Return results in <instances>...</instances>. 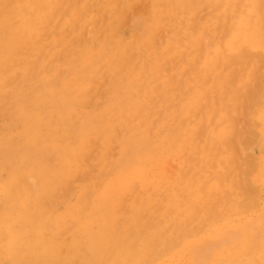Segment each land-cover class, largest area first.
I'll return each mask as SVG.
<instances>
[{
    "label": "bare ground",
    "instance_id": "bare-ground-1",
    "mask_svg": "<svg viewBox=\"0 0 264 264\" xmlns=\"http://www.w3.org/2000/svg\"><path fill=\"white\" fill-rule=\"evenodd\" d=\"M66 1H69V0H6L4 3L0 2V114H3L4 111L8 112L9 115H11V119H12V120H10V122L8 121L9 123L6 124L7 125V133H5L4 135H2L0 137V141L6 140V141H9V143L10 142L12 143V141H16L17 139H19L18 142L21 141V143L24 145V151L23 152L21 151L22 152V160L24 162L23 163L25 166L24 168H25V171L27 173V176L23 173L22 178L20 175H13L11 177L9 183L5 182L3 184H0V191L2 190L4 192V191H7V189H11L13 187L15 188L16 184H20L22 182L26 189H29L30 187L36 188V186L39 184V187H37V189L39 188L41 191L47 192L50 194L53 192V194H54L55 192L57 193L58 190L60 192V190L64 191V190L72 189L70 187L72 185H74V183L76 181H80V183L76 185V187L79 191H89L90 192L91 190H93L95 192V191H100V190H102V191L113 190V192H114V190L118 191V190H132V189L135 191V189L139 188V189L148 190V191H150V195L151 194L153 195V193H151V191H153L154 193L155 192L161 193L162 191H164L165 188L168 187V184H167L168 180H166V174H168V172L165 171V164H166V161H168L167 160L168 152L170 151L171 154H174V153H176V154L177 153L178 154L183 153L184 154L183 149H187L189 151L190 155L195 154L194 160L197 161L196 164L193 160L192 161L194 162V165H196L197 167L200 168L198 170H196V169L194 170L193 168L189 169L190 166L189 167L187 166L188 170L186 169L187 171H186V173L185 172L184 173L186 174L187 178H188V176L192 177V181L190 183H186L184 185L185 186L184 189L188 190L189 192H195V190H194V182H195L194 178L196 177L197 179H199V178L206 179L203 176L204 172H205L204 170H206V173H207V171L210 170V171H212L211 172L212 174L210 177H207V175L205 173V177L208 178V179H206V181H207L206 184H208L209 188H207L206 186L205 187L207 188V190H217V191L222 190L223 181L225 182L226 180H228V178H229L228 176L231 175V173H230L228 176H226L229 173L227 165H229V163L231 164V162H233L232 153H230L228 147L230 148V150H232L231 147L233 148V147H235V145L238 146V148H239V145H237L238 143L236 144V141L240 142V139L238 141V138L236 139L235 137L241 138V136L244 135L243 134L244 130L242 131V129H244V128H240L241 130L239 128L236 129V131L239 130L240 133L238 131L236 132L234 129L235 133H237V134L239 133L240 135L241 134L242 135L241 136H235L236 134L234 133L235 135L233 134L234 137L232 138V143L234 142L235 144H234V146H232V145L230 146L231 142L229 141L230 143L227 144L228 150L226 149V151H225V152H229V155L222 154V151H223V150L221 151V148L223 147L222 142L225 139L229 140V135H231L230 129L232 126L229 125V120L226 119L223 116V114H221V112H219V111L221 109L223 111H225L224 110L226 108L225 106L229 107V102L230 103L234 102V105H238L240 103V101H242L241 104H243L245 106H247V105L249 106L250 103H247V102L248 101L252 102L255 99V96H256L255 90L256 89H253V90L248 89L247 86H250V85H245L246 81L245 80L241 81L242 77L240 78L241 82H237L236 79L239 75L243 76L242 75V73L244 72L243 66H249V67L255 66L254 65V64H256L255 62L256 61L259 62V59H260L259 53L261 51H264V32L262 31V26L264 25V20L259 17L261 15L264 16V0H249V2H247V0H244V3L246 2V4H249V6H250L249 7L250 13L251 12L254 13V18H252V19L248 16L249 13L246 10H244L243 4L239 5L240 3H242L241 2L242 0H202L204 3L209 4V7H210L209 8V14L207 16H197V13L195 12L196 7L193 9L191 8L192 10L190 12H191V17H192V22L189 24V26L185 29L184 32L175 31L174 37L170 40L165 37L166 35L164 36V31L167 30L166 29L167 25L161 24L163 22L162 19L164 18L165 14H167V13H165V11L163 9H158L155 12V15L157 18L156 20H158L157 24L158 25L161 24L163 29L161 28V30L157 31L155 26H151L149 31H148V36L146 38L142 39L141 41H139V40L136 41L135 35L133 36L132 40H134L136 43L129 44L130 42L126 43L123 41H119V42L115 41V47L117 48V50L113 47V49H114L113 52H111L109 54H108V47H103L107 41V39H103V38H104V35L106 34V32L109 28H108L106 22L102 21L100 15H99L100 13H96V15L87 19V21L90 22V25L95 26L96 31H98L96 34H99V32H101L100 35L95 37L96 46L94 45L95 47H88L84 44V45H82V47H79L76 49V53H72L71 51L68 52V49H71L72 46L74 45V41H78V39L84 40L83 37H84L85 31L78 29V27L76 25L77 20L78 19H86V15L92 14V11L94 9H96V7H95V4L92 3V1L91 2L88 1L87 6L82 7L81 10L75 11L73 13V15L71 17H69L70 15L69 16L65 15L64 14L65 12L62 13L63 9L65 8V7H63V5L66 4L65 3ZM104 1H106V0H104ZM172 1L173 0H155V4L156 3L157 4H169L170 2L172 3ZM182 1L183 0H180V3H182ZM16 2L20 3L19 7L14 6V4ZM185 2H187V0H185L183 3H185ZM115 3H116L115 7L117 6L118 8H121L120 2H115ZM152 6H153V4H152ZM183 12H185V11H183ZM62 14H64V15H62ZM104 15H105V13H104ZM125 20H126V18H125ZM127 22H129V19ZM130 22H132V21H130ZM125 23L126 22H124V24ZM203 33H206L207 35H205ZM204 38L208 39L209 41L207 40V42H206V40ZM139 42L141 44H139ZM101 45H102V47H101ZM185 47H188L189 50L195 49V50L209 51L210 52L209 56L202 57L204 64L206 66L211 67L208 69L207 73L210 75V78L212 81V85H211L212 96H214V98H213L214 100L212 99L210 101L211 106L214 107L213 111L211 110V112H208L207 115H203L206 113L203 110V107H205V105H203V104L207 102V101L206 102L203 101L204 100V98L202 97L203 95H200V96L197 95L195 97L194 103L188 104L186 106L184 105L185 109H183L181 111H178V110L176 111L175 108H176L177 104H175L176 103L175 101H176L177 97H175V96L173 97L171 94H168V95L166 94L167 87H170L173 84V79H170L171 81H167L165 79L166 72L167 71L170 72L174 68H180L179 64H182V62H185L184 61L185 60V58H184ZM200 51L197 53H200ZM189 52H191V50ZM77 54L79 56H77ZM171 56H172V63H174L173 66H170V64H169V57H171ZM59 59L64 60V63L62 65L57 64ZM194 60H197V59L195 58ZM76 63L79 64L80 66H82V68H83L82 72H83L84 76L79 81L76 88L74 89V91H76V95L71 96L72 99H70L69 97L67 98L68 100L73 101V103L70 104V103L65 101V98H63V99H61V101L59 100V102H54L53 105L51 103L52 106H51V108H49V106H48L49 103L46 102V98L49 97V98L54 99L55 95L57 93L52 89V87H53L52 86L53 85V79L52 78H54V75H61L62 70L65 67L75 66ZM51 66H53V67L50 68ZM104 66H107V68H108L107 73H111V75L108 77L106 76L107 74H104V73L101 74L100 76L98 75V72ZM194 66H196V65H194ZM241 67L243 69H241ZM52 70H54V72H52ZM248 71H249V69H248ZM252 71L255 74L254 68ZM248 74H250V73H248ZM61 78H64V77H61ZM246 78H247V76L245 77V79ZM256 79H257V77H256ZM93 84H97V86H98L95 89L96 91L87 92ZM62 86H63V84H62ZM74 91H73V93H74ZM77 93H78V95H77ZM102 95L103 96L105 95L106 98L104 99V101L102 102V105L100 106L101 109L97 112H95L96 110L95 111L87 110V108L90 105H93L92 104L93 102H95L99 99L102 100V98H101ZM56 97H57V95H56ZM258 97H260V96H258ZM177 102H179V101H177ZM226 103L228 105H226ZM97 104H99V103L97 102ZM182 104H181V106H182ZM206 106H208V102H207ZM166 107H167V109H166ZM230 107H231V105H230ZM236 107H238V106H236ZM263 108H264V106H263ZM169 109H172V111L170 114H167L166 111H168ZM228 109H227V111H228ZM206 110L207 109L205 108V111ZM238 110H240V109H238ZM207 111H209V110H207ZM229 111H231V110H229ZM242 111H241V113H242ZM252 111H255V110H252ZM255 113H256V111H255ZM238 116H240V115H238ZM241 116H242V114H241ZM236 119L237 118L235 117V120ZM237 120H239V122H241L242 119H237ZM215 121H219L217 124L219 126L218 128L221 127L219 130H217L218 129L217 125L214 126ZM66 122H67V124H66ZM241 123H239V124H241ZM247 123H249V122H246V124ZM72 125L79 127V131L77 133L76 141H73V140L69 141L68 139H64L62 141L67 140V142L64 145H61L63 147L60 149L61 146H60V142H59L60 140L59 139L64 137L65 135H67L69 133V131H71L70 129H71ZM236 126L238 127V125H236ZM249 126H250V124H249ZM72 131H71V133L74 132V131L73 132ZM247 131H249V130L247 129ZM251 131H252V129H251ZM245 132H246V130H245ZM249 134H250V132H249ZM252 135H254V134H252ZM244 139L246 140V139H250V138L249 137L247 138V136H245ZM241 142H242V140H241ZM226 143H228V141H226ZM242 143L244 144V141ZM0 144H2V143H0ZM7 146H8V144H7ZM240 146H242V145H240ZM247 146H249V144ZM243 147H246V146H243ZM15 150H16V148H15ZM19 150H20V147H19ZM236 150L237 149L235 147V153L238 152ZM238 153L240 154V152H238ZM51 154L52 155H54V154L59 155L53 163H51L49 161L48 155H51ZM236 154H235V157H237ZM5 155H7V154H5ZM246 155H247V151H246ZM241 156H243V155H241ZM182 157H183V155H182ZM0 158H1V156H0ZM18 158H20V157H18ZM257 158H258V156H257ZM51 159H52V156L50 157V160ZM236 159H237V161H236ZM242 159H244V158H242ZM189 160H191V159H189ZM170 161H171V157H170ZM170 161L168 163H170ZM6 162H7V160L5 161V163ZM185 162L187 163L186 159H185ZM193 162H191V163H193ZM235 162L236 163L239 162L238 158H235ZM191 163H190V165H191ZM240 163H241V161H240ZM257 164H258V162H257ZM186 165H188V164H186ZM240 165H239V163L236 164V166H238V167H240ZM168 166H169V164H168ZM175 166L171 165V167L176 170L177 166L176 167ZM178 166H180V164ZM18 167H21V166L19 165ZM207 167H210V168H207ZM219 167H220V169H219ZM236 168L237 167H235L233 169H235V171H236ZM242 168L243 167L241 166L240 169H242ZM230 169H231V167H230ZM233 169H231V171H234ZM244 170H247V169H244ZM241 171H243V170H240L239 172L241 173ZM172 173H170V174H172ZM262 173H263V171H262ZM18 174H19V171H18ZM241 174H239V177H241L240 183L242 182L243 184H245L243 182V180L248 178L247 177L248 175L245 177L244 172H243L244 175H241ZM233 175H234V173H233ZM235 175H237V174H235ZM256 175L257 174H255L254 177ZM176 177H178V175ZM243 177H245V178L243 179ZM232 178L234 179V177H232ZM177 179H179V178H177ZM236 179H237V176H236ZM37 180L39 183H36ZM174 180H176V179L174 178ZM178 181L179 180H177V185H180L181 184L180 182L183 183L184 180L183 181L180 180L179 181L180 184H178ZM228 181L226 183H228ZM231 181H232V179H231ZM235 181H237V180H235ZM169 182H170V180L168 181V183ZM202 182H204V181L202 180ZM232 182H234V181H232ZM255 182H257V181H255ZM174 183L176 184V182H174ZM240 183H239V185H240ZM195 184H197V183H195ZM175 187H176V185H175ZM202 188H201V192H202ZM232 189L233 188H231V190ZM241 189H243V188H241ZM241 189L239 187V190H241ZM197 190H198V188H197ZM234 190L235 189H233V191ZM252 190H253V188H252ZM134 191H132V192H134ZM19 192H20V190H19ZM89 192H88V194H90ZM184 192L185 191H183V194H184ZM138 193H141V192H138ZM143 193H144V191H143ZM207 193H208L207 195H209L210 191H207ZM217 193L220 194L219 191ZM225 193L227 194L228 191ZM15 194H16V192H15ZM15 194H14V196H15ZM65 194H63L62 196H64ZM173 194H175V193H173ZM232 194H233V192L231 193V195ZM236 194H238V193H236ZM126 195H127V193H126ZM188 195L189 194H187V196ZM203 195H204V192H203ZM228 195L230 196L229 193H228ZM54 196L55 195H53V197ZM62 196H61V198H62ZM105 196H106V194H105ZM118 196H117V198H119ZM240 196H242V195H240ZM42 197H40V198H42ZM64 197H66V196H64ZM101 197H102V195H101ZM115 197H116V195H115ZM183 197H185V196H183ZM44 198H46V197H44ZM57 198H59V197H57ZM206 198L203 199L204 202H206ZM228 198L230 199V197H228ZM243 198H245V197L243 196ZM164 199H165V197H164ZM167 199H168V197H167ZM186 199H187V197H186ZM208 199L210 201H212L211 196ZM222 199L225 200V197L223 198V196H222V198H220V200H222ZM156 200H157V198H156ZM182 200H184V199H182ZM182 200H180V201L182 202ZM220 200H218V203H220L219 202ZM247 200L248 199H246V201ZM162 201H164V200H162ZM46 202H47V200L45 201V203ZM60 202L62 203V200ZM222 202L223 201H221V204H224ZM232 202H233V200H232ZM48 203L49 202H47V204ZM114 203H115V201H114ZM185 203H188V202H185ZM189 203H190V207H195V206H191L192 205L191 202H189ZM218 203H217V205H218ZM226 203H228V200ZM229 203H228V205H229ZM234 203L235 202H233V204ZM50 204H52V203H50ZM166 204H167V202H166ZM210 204L216 206V204H214V203H210ZM43 205H44V203H43ZM105 205H106V202H105ZM151 205L153 206L152 203H151ZM158 205H157V207H158ZM180 205H182V204L180 203L179 207H180ZM205 205H208V204L204 203L203 206H205ZM225 205L226 204H224L223 206H225ZM39 206H40V204H39ZM240 206H238V207H240ZM143 207H144V204H143ZM157 207H155V209ZM241 207H243V206H241ZM2 208H4V207L2 206ZM25 208H23V209H25ZM85 208H83V209H85ZM165 208H167V207H165ZM209 208H210L209 211L208 210L207 211L210 213V214L209 213L208 214L211 216H209V218L206 217V219H211V218H213L212 216H214L215 211L212 212L211 209L213 210V209H215V207L211 208V205H210ZM221 208H222V206H221ZM230 208H231V206H230ZM243 208H246V207H243ZM99 209H102V207ZM170 209H171V207H170ZM197 209L196 210L193 209V210L196 212ZM227 209L229 210V208H227ZM227 209H226V211H227L226 213H228ZM256 209H258V208L256 207ZM172 210H174V209L169 210L171 212V214L173 213ZM232 210H233V208H232ZM14 211H15V209H14ZM182 211H183V208H182ZM184 211L186 212V210H184ZM194 211H193L192 215L194 214ZM239 211L241 212V209ZM260 211H262V210H260ZM27 212H25V214ZM80 212L81 211H79V213ZM103 212H104V210H103ZM179 212H178L179 215L177 214L178 216H180V213H181V212L180 213ZM229 212H231V211L229 210ZM243 212H247V211H243ZM30 213H32V212H30ZM43 213H45V212H43ZM98 213L100 214V211H98ZM211 213H213V214H211ZM221 213L222 212L217 213V214L220 215ZM261 213L262 212H260V214ZM217 214H216V216H217ZM253 214H252V216H253ZM167 215H170V213H167ZM195 215L193 216L194 219H196ZM223 215H224V213L222 214V216ZM225 215H227V214H225ZM170 216H172V215H170ZM170 216H169V218H170ZM198 216H200L199 212H198ZM202 216H204V215H202ZM216 216L214 218L219 217V216L218 217H216ZM222 216H221V219H222ZM30 217H31V214H30ZM113 217H115V216H113ZM138 217L139 216L137 215V218ZM187 217L190 220V217L189 216H187ZM36 218H37V216H36ZM106 218H107V216H106ZM149 218H151V217H149ZM173 218L177 219V217H173ZM184 218H185V216H184ZM201 218L202 217H200V220H201ZM214 218L212 220H215ZM86 219H88V218H86ZM110 219H112V218L110 217ZM141 219H142V217H141ZM140 220H138V221H140ZM148 220H146V221H148ZM153 220H154V218H153ZM202 220H201V222L203 223L204 221H202ZM107 221H105V222L108 223L109 221L108 222ZM110 221H112V220H110ZM166 221H167V219H166ZM183 221H185V219ZM193 221H191V222H193ZM117 222H119V221H117ZM149 222H151V221H149ZM172 222H173V220H172ZM175 222H176V220H175ZM177 222H179V221H177ZM73 223H75V221H73ZM88 223H90V222H88ZM219 223H221V222H219ZM232 223H234V222H232ZM232 223H230V224H232ZM136 224H137V222H136ZM141 224L142 223H140V225ZM159 224H161V223H159ZM203 224H202V227H204ZM24 225H23V227H24ZM105 225H107V224H105ZM112 225H110L111 228L114 226V225L113 226ZM150 225L148 227H150ZM173 225H174V223H173ZM177 225H176V227H177ZM187 225L189 226V224H187ZM96 226H97V224H96ZM145 226H143V229ZM167 226H165V227H167ZM233 226H235V225H233ZM233 226H232L231 230L233 229ZM248 226H250V225H248ZM262 226H263V224H262ZM110 227H109V229H110ZM131 227H133L132 224H131ZM131 227L129 229H131ZM259 227H261V226H259ZM85 228H87V227H85ZM183 228H184V226H183ZM250 228H252V227L250 226L249 229ZM109 229H107V231ZM148 229H150V228H148ZM177 229L173 230V228H172L171 230L175 231ZM101 230H102V228L100 229V231ZM162 230H163V228H162ZM182 230L185 233V231H184L185 228ZM236 230L238 233V238L234 236V234H233L234 232L232 233V231L229 232V238H226L227 240L231 239V240H229L231 242H232V240L238 239L237 241H233V242H237V245L233 248V250L225 249L226 251H223L224 249H220V248L218 249V251H217V249L213 250V247L216 246L219 241L218 242L215 241V243L217 242L215 244V243H213L214 241L210 240L211 242L210 241H208V242L212 243L213 247L210 246V243H208L209 245L208 244L204 245L205 247L201 246L204 248V250H202V251H204V253L207 252L206 255L208 254V256H206V257L211 258L210 255L216 253V254L222 255V256L226 255V257H229L228 258L229 261L234 260V262H236V260L244 257L245 256L244 254H247V253L254 254V255L260 254V255L264 256V239L260 238V235H258V234H260L259 232H258L257 236H253L254 238H249V237H247L248 236L247 231H246L245 227L243 226V224H239L237 226ZM109 231H111V230H109ZM113 231H115V230H113ZM188 231L190 232L191 230H188ZM262 231H264V230H262ZM178 232L180 233L181 230ZM197 232H196V234H197ZM215 232H217V231H215ZM131 233H132V231H131ZM220 233H222V231H220ZM256 233H257V231H256ZM47 234H49V233H47ZM97 234H99V233H97ZM97 234H96V236H97ZM114 234H115V232H114ZM119 234H120V232H119ZM186 234L188 235V232ZM91 235H92V233H91ZM101 235H103V234L101 233ZM155 235H156V233H155ZM178 235H181V234H178ZM149 236L150 235H148V237ZM171 236H172V234H171ZM188 236H186V237H188ZM196 236H198V235H196ZM53 237L55 238V236H53ZM82 237H81V239H82ZM155 237H154V239H155ZM179 237L176 236V238H179ZM181 237H182V235H181ZM204 237H205V234H204ZM44 238H45V236H44ZM149 238H151V237H149ZM258 238H260V239H258ZM57 239H59V238L57 237ZM170 239H172V238H170ZM210 239H212V238H210ZM221 239H223V237ZM226 239L224 238V242L228 243L229 241H226ZM4 240H6V239H4ZM89 240L90 239H88V242H89ZM172 240L174 242V239H172ZM207 240H206V242H207ZM216 240H218V239H216ZM77 241L78 240H76V242ZM99 241H101V240H99ZM186 241H187V239H186ZM101 242H103V241H101ZM198 242H201V241L198 240L197 244H199ZM221 242H220V244H222ZM97 243H99V242H97ZM155 243L157 246L158 242H155ZM179 243H181V240ZM103 244H104V242H103ZM164 244H165V242H164ZM93 245H95V244H92V246ZM98 245H100V244H98ZM101 245H102V243H101ZM129 245H131V244H129ZM161 245H163V243ZM110 246H111V244H110ZM166 246L169 247L168 243ZM176 246H174V247H176ZM198 246L200 247V245H198ZM207 246L212 247V248L211 249L209 248L210 249L209 250ZM115 247H116V245H115ZM115 247H113V249ZM194 247H195V249L197 248V246H194ZM88 248L90 250L91 247H88ZM161 248H162V246H161ZM161 248L159 250H161ZM63 249H65V248H63ZM107 249H108V247H107ZM205 249H206V251H205ZM207 249H208V251H207ZM81 250H82V248H81ZM100 250H102V249H100ZM166 250H165V252H166ZM187 250H188V248H187ZM61 251L62 252L60 254H62L64 250H61ZM168 251H170V250H168ZM181 251H178V252H181ZM195 251H197V250H195ZM87 252H88V250H87ZM92 252H91V255L93 254ZM96 253H94V254L96 255ZM162 253H164V249H163ZM183 253H182V255H183ZM46 254H47V252H46ZM56 254H57V252H56ZM85 254H86V252H85ZM158 254H159V252H158ZM200 254H203V252H201ZM203 255L205 256V254H203ZM203 255H200V257L202 258ZM26 256H27V253H26ZM149 256H150V254H149ZM203 258H205V257H203ZM255 258L257 259L256 256H255ZM205 259H206V261H209V260H207L209 258H205ZM192 260H190V261H192ZM194 260H196V259H194ZM201 260H203V259H201ZM214 260H216V259H214ZM244 260L246 261V259H244ZM164 262H166V261H163V264H164ZM217 262H218V258H217ZM251 262H249V263H251ZM206 263L208 264V262H206ZM143 264H145V261ZM153 264H155V263H153ZM236 264H245V263L239 262Z\"/></svg>",
    "mask_w": 264,
    "mask_h": 264
},
{
    "label": "rangeland",
    "instance_id": "rangeland-1",
    "mask_svg": "<svg viewBox=\"0 0 264 264\" xmlns=\"http://www.w3.org/2000/svg\"><path fill=\"white\" fill-rule=\"evenodd\" d=\"M5 1L6 0H0V2H3V3ZM88 1H90V2L92 1V3L95 4L96 9H94L92 11V14H87L86 19H78L76 22L78 29L85 31V34L83 37L84 40L78 39V41H74V45L72 46L71 49H68V52L71 51L72 53H76V49L79 47H82V45H84V44L88 47H95L96 46L95 37L100 35L101 32H99V34H96L98 31H96L95 26L90 25V22L87 21L88 18L96 15V13H100L99 15H100L102 21L106 22V24L109 28L107 30L106 34L104 35V38H103V39H107L106 44L103 47H108V54H109V53L113 52V50H114L113 47L117 50V48L115 47V41H118V42L123 41L126 43L130 42L129 44L136 43L134 40H132L134 35H135L136 41L137 40L141 41L142 39H144L148 36V31H149L151 26H155L157 31H159V30H161V28L163 29L161 24L167 25V28H166L167 30L164 31V36L166 35L165 37L170 40L174 37L175 31L184 32L185 29L192 22V17H191L190 11L193 8L196 7L195 12L197 13V16H207L209 14V8H210L209 4L204 3L202 0H187V2H185V3H183L185 0H183L182 3H180V0H173L172 3L170 2L169 4H157V3L155 4V0H113V1L112 0H106V1H104V0H69V1L65 2L66 3L65 5H63V7H65V8L63 9L62 13L65 12L64 13L65 15H67V16L70 15L69 17H71L75 11L81 10L82 7L87 6ZM115 2H120L121 8H118L117 6L115 7V4H116ZM241 2L242 3H240L239 5L243 4L244 10H246L249 13L248 16L251 19L254 18V13H252V12L250 13L249 4H246V2L244 3V0H242ZM247 2H249V0H247ZM151 3L153 4V6ZM14 6L19 7L20 3L16 2L14 4ZM158 9H163L165 11V13H167V14H165L164 18L162 19L163 22L160 25L157 24L158 20H156L157 18L155 15L156 10H158ZM183 11H185V12H183ZM104 13H105V15H104ZM64 14H62V15H64ZM259 17L264 20V16L261 15ZM125 18H126V20H125ZM128 19H129V22H127ZM130 21H132V22H130ZM124 22H126V23L124 24ZM262 31L264 32V25L262 26ZM203 34L207 35L206 33H203ZM205 40L207 42L208 39H205ZM139 44H141V43L139 42ZM102 45H101V47H102ZM190 50H191V52H189ZM190 50L188 49V47H185V50H184V58H185L184 61L185 62H182V64H179L180 68H174L170 72L169 71L166 72L165 79L167 81H171L170 79H173V84H172V86L167 87L166 94L167 95L171 94L173 97L174 96L177 97L176 101H175L176 102L175 104H177L176 108H175L176 111L177 110L181 111V110L185 109L184 107L186 105L194 103L195 97L197 95H199V96L203 95L202 96L204 98L203 101L208 102V106H206L207 102L203 104V105H205V107H203V110H204V112H206L203 115H207L208 112H211V110L213 111L214 107L211 106L210 101L214 98V96H212V88H211L212 81H211L210 75L207 73L208 69L211 67L206 66L204 64L202 57L209 56L210 52L209 51H200V50H195V49H193V50L190 49ZM199 51H200V53H197ZM77 56H79V55L77 54ZM259 57H260L259 62L256 61L255 62L256 64H254L255 66H252V67L251 66L250 67L249 66H243V68H244V72H243L244 74L242 73L243 76L239 75L238 76L239 78L237 77V79H236L237 82H241V81L245 80L246 81L245 85H250V86H247L248 89H252V90L256 89L255 90L256 91L255 99L252 102H250V101L247 102V103H250L249 106L248 105L245 106V105L241 104L242 101H240V103L238 105H234V102H231V103L229 102V107L225 106L226 107L224 109L225 111H223L222 109L219 111V112H221V114H223V116L226 119L229 120V125L232 126L231 127L232 130L229 128L231 131L230 132L231 135H229V140L225 139L222 142L223 147L221 146L222 147L221 151L222 150L224 151V152L222 151V154L229 155V152H225L227 149V144H229L231 142L230 146L231 145L234 146L235 143L234 142L232 143V138L234 137V135L235 134H236L235 136H241L242 135V134L241 135L239 134L240 133L239 130H237L239 132L238 133L239 135L237 133H235L236 129L237 128H239V129L244 128V129H242V131L244 130L243 131L244 135H242L241 138L235 137L236 139L238 138V141L240 139V142H237L235 140L236 144L238 143L237 145H239V148H238V146L235 145V147L237 149L236 151L240 152V154L238 152H236L238 155L235 153V147H233V148L231 147V149L233 151L230 150V148L228 147L230 153H232L233 162H231L232 165L230 163H229V165H227L229 173L226 176H228L230 173H231V175L228 176L229 181L228 180H226L225 182L223 181L222 184L224 187L222 186V190H218L220 192V194L217 193L218 192L217 190H207V188H209V186H208V184H206V182H207L206 179H208L207 177H210L212 174L211 173L212 171H210V170L207 171V173H206V170H204L205 172H204L203 176L206 179H203V178L197 179L196 177H195L196 179L194 178V181H195L194 182V190L196 193L195 192H189L188 190L184 189V187H185L184 185L186 183H190L192 181V177L188 176V178H187V176L185 174L186 171L188 170V167L190 166L189 169L193 168L194 170L200 169L199 167L194 165V162H195V164L197 162L196 160H194L195 154L190 155L189 151L187 149H183L185 155L183 153L171 154L170 151L168 152V154H167V160L168 161H166V164H165V171L168 172V174H166V180H168V181L170 180V182H169L170 184L167 181V184H168L167 188L168 189L165 188L164 191H162V192L160 191L161 193L155 192L156 193L155 194L153 191H151V193H153V195L152 194L150 195V191L144 190V189H139V188H138L139 190L135 189V191L133 189L132 190H118V191L114 190V192H113V190H105V191L100 190V191H95V192L93 190H91L90 192L89 191H79L77 189L76 185L79 184L80 181H76L74 183L75 186L72 185L70 187L72 189L64 190V191L60 190V192L58 190L57 193L55 192L53 194V192H52L50 194V193L41 191L39 188L37 189V187H39V184L37 186L35 185L36 188L30 187L29 189H26L24 187L23 183L21 182L20 184H16L15 188L13 187L14 189L13 188L7 189V191H4V192L2 190L0 191V199H1L0 200V209H1L0 210V264H143L144 261H145V264H153V263L163 264V261H166V262H164V264H167V263L168 264H170V263L171 264H173V263L174 264H202V263L207 264L206 262H208V264H212L213 262H214L213 264H220V263L222 264L223 262H224L223 264H234V263L236 264L239 262H242L245 264H262V263L264 264V256H262L260 254L254 255V254L247 253V254H244L245 255L244 257H242V258L236 260V262H234V260L229 261V259H228L229 257H226V255L222 256V255H218L216 253L210 255L211 258L206 257V256H208V254L206 255L207 252L204 253V251H202V250H204V248H203V247H205L204 245L210 243L211 241H214L213 243H215V241H217V242L219 241L218 243L216 242L218 246L216 245L214 247H213L212 243H210V246L213 247V250L217 249V251H218L219 248L224 249L223 251H226L225 249L233 250V248L237 245V242H233V241H237L238 239L232 240V242H231V241H229L231 239L227 240L226 238H229V232H231V231H232V233L234 232L233 233L234 236L238 238V233H237L236 229H237V226L239 224H243V226L245 227V229L247 231V235H248L247 237L254 238L253 236H257V234L259 232L260 234H258V235H260V238L264 239V234H263L264 231H262V230H264V227H263L264 226V180H263L264 179V155H263L264 154V141H263L264 140V127H263L264 126V114H263L264 113V108H263V106H264V73H263L264 72V51H261L259 53ZM195 58L197 60H194ZM63 63H64V60H62V59H59V61L57 62V64H60V65H62ZM169 64H170V66H173V64H174V63H172V56L169 57ZM194 65H196V66H194ZM52 67L53 66H51L50 68H52ZM243 68L241 67V69H243ZM253 68L255 70V74L252 71ZM82 69H83L82 66H80L79 64L76 63L75 66L65 67L62 70L61 75H54V78H52L53 79L52 89L55 92H57L56 93L57 97L55 95L54 99L49 98V97L46 98V102L49 103V105L47 103L46 104L49 106V108H51V106L53 105L54 102H59V100L61 101V99H63V98H65L66 102H68L70 104L73 103V101L68 100L67 98L69 97L70 99H72L71 96L76 95V91H74V89L76 88L79 81L84 76ZM248 69H249V71H248ZM107 71H108L107 66H104L98 72V75L100 76L101 74L104 73V74H107L106 76L108 77L111 75V73H107ZM52 72H54V70H52ZM248 73H250V74H248ZM246 76H247V78L245 79ZM61 77H64V78H61ZM241 77H242V79L240 81ZM256 77H257V79H256ZM62 84H63V86H62ZM96 87H98L97 84H93L87 92L96 91L95 90ZM73 91H74V93H73ZM77 95H78V93H77ZM258 96H260V97H258ZM101 98H102V100L99 99V100L93 102L92 103L93 105H90L87 108V110H89V111H95L96 110L95 112L99 111L101 109L100 106L102 105V102L104 101L106 96L102 95ZM177 101H179V102H177ZM97 102L99 104H97ZM51 103H52V105H51ZM181 104H182V106H181ZM226 105H228V104L226 103ZM230 105H231V107H230ZM236 106H238V107H236ZM205 108L209 111H207V110L205 111ZM166 109H167V107H166ZM227 109H228V111H227ZM238 109H240V110H238ZM229 110H231V111H229ZM252 110H255L256 113H255V111H252ZM171 111H172V109H169L168 111H166V113L170 114ZM241 111H242V113H241ZM241 114H242V116H241ZM238 115H240V116H238ZM6 116L7 117L9 116L10 118L9 117L7 118ZM234 116L237 119H242L241 122L243 124L241 122H239V120H237V119H236L237 120L236 121ZM10 120H12V119H11V115H9L8 112L4 111L3 114H0V126L2 125L0 127L1 128L0 129V137L2 135H4L5 133H7V125L6 124L9 123ZM218 122L219 121H215L214 126L217 125ZM246 122H249V123L246 124ZM239 123H241V124H239ZM66 124H67V122H66ZM249 124H250V126H249ZM236 125H238V127ZM218 127L219 126L217 125V128ZM220 128H218L217 130H219ZM234 129H235V131H234ZM247 129L249 131H247ZM251 129H252V131H251ZM70 130L71 131L73 130L74 132L72 131L73 133H71V131H69V133L67 135H65L64 137L59 139L60 140L59 141L60 146L64 145L67 142V140L62 141L64 139H68L69 141H72V140L76 141V137H77V133L79 131V127L72 125ZM245 130L247 133L245 132ZM249 132L251 135L249 134ZM252 134H254L255 136ZM245 136H247V138L249 137L250 139L245 140L244 139ZM241 140H242V142L244 141V144L241 142ZM18 141H19V139H17L16 141H12L13 144L11 142H10L11 143L10 144L9 141H6V140L0 141V143H2V144H0V156H1V158H0V163H1L0 164V171H1L0 172V184H3L5 182L9 183V181L13 175H20L22 178V174L24 173L27 176V173H26L25 168H24L25 166L23 164L24 162L22 160V152L24 151V145L21 143V141L20 142H18ZM226 141H228V143H226ZM7 144H8V146H7ZM248 144H249V146H247ZM240 145H242V146H240ZM243 146H246V147H243ZM19 147H20V150H19ZM62 147L63 146H61L60 149ZM15 148H16V150H15ZM246 151H247V155H246ZM5 154H7V155H5ZM235 154L237 157H235ZM182 155H183V157H182ZM239 155L240 156L243 155V156L240 157ZM48 156H49V161L51 163H53L59 155H55V154L52 155L51 154ZM51 156H52V159L50 160ZM257 156H258V158H257ZM18 157H20V158H18ZM170 157H171V161H170ZM235 158H238L239 162H237V163H239V165L242 163L240 165V167L241 166L243 167L242 169H240V167L236 166L237 163L235 162ZM242 158H244V159H242ZM185 159L187 160V163L185 162ZM189 159H191V160H189ZM6 160H7V162L5 163ZM169 161H170V163H168ZM190 161L193 163H191ZM236 161H237V159H236ZM240 161H241V163H240ZM257 162H258V164H257ZM178 163L180 164V166H178L179 165ZM190 163H191V165H190ZM168 164H169V166H168ZM186 164H188V165H186ZM19 165L21 167H18ZM171 165H174V166L176 165L177 166V167L175 166L176 170L174 168H172ZM230 167H231V169L237 167L236 171H235V169H233L234 171H231ZM207 168H210V167H207ZM219 169H220V167H219ZM239 169L243 170V171H241L242 174L239 172L240 171ZM244 169H247V170H244ZM18 171H19V174H18ZM262 171H263V173H262ZM243 172L245 175L243 174ZM170 173H172L173 175ZM205 173H206L207 177H205ZM233 173H234V175H233ZM235 174H237V175H235ZM239 174L244 175L245 177L248 175L247 176L248 178H246V179H244L245 177H243V179H244L243 182L245 184H243L242 182H241L242 184L240 183L241 177H239ZM255 174H257V175L254 177ZM175 175L176 176L178 175V177H176ZM236 176H237V179H236ZM232 177H234V179ZM174 178L176 180H174ZM177 178H179V179H177ZM231 179L234 182H232ZM177 180H179V181L184 180V181H183V183L180 182L182 185L178 181V184H180V185H177ZM202 180L204 182H202ZM235 180H237V181H235ZM227 181H228V183H226ZM255 181H257V182H255ZM174 182H176V184ZM238 182L240 183V185ZM36 183H39L38 180ZM195 183H197V184H195ZM231 184L232 185L234 184V185L232 186ZM175 185H176V187H175ZM230 187L235 189V190L234 191H233V189L231 190ZM239 187H240V189L241 188H243V189L239 190ZM197 188H198V190H197ZM201 188H202V192H201ZM252 188H253V190H252ZM205 189L207 191H210L209 195H207L208 193ZM19 190H20V192H19ZM132 191H134V192H132ZM143 191H144V193H143ZM183 191H185L184 194H183ZM227 191L230 194V196L228 195V193L227 194L225 193ZM15 192H16V194H15ZM88 192L90 194H88ZM138 192H141V193H138ZM203 192H204V195H203ZM232 192H233V194L231 195ZM126 193H127V195H126ZM173 193H175V194H173ZM236 193H238V194H236ZM14 194H15V196H14ZM63 194H65L64 196H66V197L62 196ZM105 194H106V196H105ZM187 194H189V195L187 196ZM239 194L242 196H240ZM53 195H55L56 197L55 196L53 197ZM101 195H102V197H101ZM115 195H116V197H115ZM182 195L185 197H183ZM226 195L228 197H230V199ZM61 196H62V198H61ZM117 196L119 198H117ZM166 196L168 197V199ZM210 196H211L213 202L208 199V198H210ZM222 196H223V198L225 197V200H223V199L220 200V198H222ZM243 196L245 198H243ZM40 197H42V198H40ZM44 197H46L47 199ZM57 197H59V198H57ZM164 197H165V199H164ZM186 197H187V199H186ZM156 198H157V200H156ZM205 198H206V202H204V200H203ZM182 199H184L185 201ZM226 199L228 200V203L230 202L229 205H228V203H226L227 202ZM246 199H248V200L246 201ZM46 200H47V202H49L48 203L49 205L47 204V202L45 203ZM61 200H62V203L60 202ZM162 200H164V201H162ZM180 200H182V202ZM218 200H220L219 201L220 203H218ZM232 200H233V202H235L234 204H233ZM114 201H115V203H114ZM221 201H223L222 203H224L226 205L223 206L224 204H221ZM105 202H106V205H105ZM166 202H167V204H166ZM185 202H188V203H185ZM189 202L192 203L191 206H195V207H190ZM203 202L208 204L209 206L208 205L203 206L204 205ZM43 203H44V205H43ZM50 203H52V204H50ZM151 203L153 204V206L151 205ZM180 203L182 205H180V207H179ZM210 203H214V204H216V206L212 205ZM217 203H218V205H217ZM39 204H40V206H39ZM143 204H144V207H143ZM236 204L238 206L241 205V206L246 207V208H243L241 206L238 207ZM157 205H158V207H157ZM210 205H211V208L215 207V209L217 210L216 211L215 209H213V210L211 209L212 212L215 211L214 216H212V217L214 218L217 213L222 212L220 215L217 214V216H216V217L219 216L220 218L219 217L214 218L215 220H212L213 218L206 219V217L209 218V216H211V215H209L210 213L208 212L210 209L209 208ZM220 205L222 206V208ZM2 206L4 208H2ZM230 206H231V208H230ZM101 207H102V209H99ZM155 207H157L156 209L158 211L155 209ZM165 207H167V208H165ZM170 207H171V209H174V210H172V212H173L172 214L169 211V210H171ZM256 207L258 209H256ZM23 208H25V209H23ZM83 208H85V209H83ZM182 208H183V211H182ZM227 208H229V210L231 212H229V210ZM232 208H233V210H232ZM14 209H15V211H14ZM193 209L194 210L197 209V211L200 209L198 211L200 216H198V212L197 211L195 212ZM226 209L228 210V213H226L227 212ZM240 209H241V212L239 211ZM103 210H104V212H103ZM184 210H186V212ZM192 210L194 211L193 215H192V213H193ZM260 210H262V211H260ZM79 211H81V212L79 213ZM98 211H100V214L98 213ZM243 211H247V212H243ZM25 212H27V213L25 214ZM30 212H32V213H30ZM43 212H45V213H43ZM178 212L180 213V216H178L179 215ZM260 212H262V213L260 214ZM167 213H170V215H172L173 217H177V219L176 218L174 219L172 216L167 215ZM223 213H224V215L222 216ZM30 214H31V217H30ZM211 214H213V213H211ZM225 214H227V215H225ZM252 214H253V216H252ZM137 215L139 216L138 217L139 219L137 218ZM186 215L190 217V220ZM194 215L196 216V219H194V217H193ZM202 215H204L205 217ZM36 216H37V218H36ZM106 216L108 219L106 218ZM113 216H115V217H113ZM169 216H170V218H169ZM184 216H185V218H184ZM221 216H222V219H221ZM110 217L112 219H110ZM141 217H142V219H141ZM149 217H151V218H149ZM200 217H202L201 220L203 219L202 221H204L203 222L204 224L201 222ZM86 218H88V219H86ZM153 218H154V220H153ZM166 219L168 222L166 221ZM184 219H185V221H183ZM110 220H112V221H110ZM138 220H140V221H138ZM146 220H148V221H146ZM172 220H173V222H172ZM175 220H176V222H175ZM73 221H75V223H73ZM105 221H107L108 223H106ZM117 221H119V222H117ZM149 221H151V222H149ZM177 221H179V222H177ZM191 221H193V222H191ZM88 222H90V223H88ZM136 222H137V224H136ZM158 222L161 224H159ZM219 222H221V223H219ZM232 222H234V223H232ZM140 223H142V224L140 225ZM173 223H174V225H173ZM230 223H232V224H230ZM96 224H97V226H96ZM105 224H107V225H105ZM131 224L133 225V227H131ZM187 224H189V226ZM202 224L204 225V227H202ZM262 224H263V226H262ZM23 225H24V227H23ZM110 225H112L113 227L111 228ZM149 225H150V227H148ZM176 225H177V227H176ZM233 225H235V226H233ZM248 225H250L252 228L249 229L250 226H248ZM129 226L131 227V229H129L130 228ZM143 226H145L144 227L145 230L143 229ZM165 226H167V227H165ZM183 226L185 228V230H184L185 233L182 230V229H184ZM232 226H233V229L231 230ZM259 226H261L262 228ZM85 227H87V228H85ZM109 227H110V229H109ZM101 228H102V230L100 231ZM148 228H150V229H148ZM162 228H163V230H162ZM172 228H173V230L177 229V228L178 229L173 231V230H171ZM107 229H109L111 231H109V230L107 231ZM113 230H115V231H113ZM180 230H181V232L179 233L178 231H180ZM188 230H191L192 232L190 231L191 232L190 233ZM131 231H132V233H131ZM215 231H217V232H215ZM220 231H222V233H220ZM256 231H257V233H256ZM114 232H115V234H114ZM119 232H120V234H119ZM187 232H188L189 236L186 234ZM196 232H197V234H196ZM225 232L226 233L228 232V233L226 234ZM47 233H49V234H47ZM91 233H92V235H91ZM97 233H99V234H97ZM101 233L103 235H101ZM155 233H156V235H155ZM96 234H97V236H96ZM171 234H172V236H171ZM178 234H181L182 237H181V235H178ZM204 234H205V237H204ZM148 235H150L149 237H151V238H149ZM196 235H198V236H196ZM44 236H45V238H44ZM53 236H55V238ZM176 236L177 237L180 236V237L176 238ZM186 236H188V237H186ZM57 237L59 239H57ZM81 237H82V239H81ZM154 237H155V239H154ZM222 237H223V239H221ZM170 238L174 239V242ZM210 238H212V239H210ZM224 238L226 239V241H229L228 242L229 244L227 242H224ZM260 238H258V239H260ZM4 239H6V240H4ZM88 239H90L89 242H88ZM186 239H187V241H186ZM216 239H218V240H216ZM76 240H78V241L76 242ZM99 240L103 241L104 244H103V242H101ZM180 240H181V243H179ZM198 240L201 241V242H198L199 244H197ZM206 240H207V242H206ZM96 241L99 243H97ZM208 241H210V242H208ZM155 242H158L157 246H156ZM164 242H165V244H164ZM220 242L222 244H220ZM101 243H102V245H101ZM162 243H163V245H161ZM167 243H168L169 247L166 246ZM92 244H95V245L92 246ZM98 244H100V245H98ZM110 244H111V246H110ZM129 244H131V245H129ZM115 245H116V247H115ZM198 245H200V247ZM106 246L108 247V249ZM161 246H162V248H161ZM174 246H176V247H174ZM194 246H197V248L195 249ZM201 246H203V247H201ZM80 247L82 248V250ZM88 247H91L90 248L91 251L89 250ZM113 247H115V248L113 249ZM207 247H208V249L212 248L209 246H207ZM63 248H65V249H63ZM160 248H161V250H159ZM165 248L166 249L168 248V249L166 250ZM187 248H188V250H187ZM100 249H102L103 251ZM163 249H164V253H162ZM208 249H207V251H208ZM61 250H64L62 254H60L62 252ZM87 250H88V252H87ZM165 250H166V252H165ZM168 250H170V251H168ZM195 250H197V251H195ZM178 251H181V252H178ZM205 251H206V249H205ZM46 252H47V254H46ZM56 252H57V254H56ZM85 252H86V254H85ZM91 252L93 253L92 255H91ZM158 252H159V254H158ZM201 252H203V254H205V256L203 254H200ZM26 253H27V256H26ZM94 253H96V255ZM182 253H183V255H182ZM149 254H150V256H149ZM199 254L203 255V257H205V258H209V259H207L209 261H206V259L203 257L201 258ZM255 256L257 257V259L255 258ZM217 258H218V262H217ZM194 259H196V260H194ZM201 259H203V260H201ZM214 259H216V260H214ZM244 259H246L247 262ZM190 260H192V261H190ZM249 262H251V263H249Z\"/></svg>",
    "mask_w": 264,
    "mask_h": 264
}]
</instances>
